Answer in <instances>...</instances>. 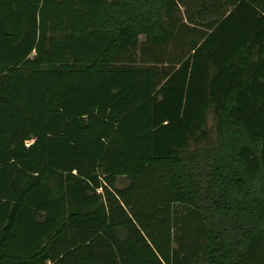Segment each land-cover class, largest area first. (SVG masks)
I'll use <instances>...</instances> for the list:
<instances>
[{"label": "trees", "instance_id": "1", "mask_svg": "<svg viewBox=\"0 0 264 264\" xmlns=\"http://www.w3.org/2000/svg\"><path fill=\"white\" fill-rule=\"evenodd\" d=\"M0 264H264V0H0Z\"/></svg>", "mask_w": 264, "mask_h": 264}, {"label": "rangeland", "instance_id": "2", "mask_svg": "<svg viewBox=\"0 0 264 264\" xmlns=\"http://www.w3.org/2000/svg\"><path fill=\"white\" fill-rule=\"evenodd\" d=\"M143 36H140V39L141 40H143ZM208 125L211 127L212 125H213V119H212V116L211 115H209V118H208ZM126 182L123 180L120 184H119V186L121 187V186H123L124 184H125Z\"/></svg>", "mask_w": 264, "mask_h": 264}]
</instances>
